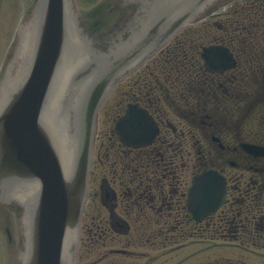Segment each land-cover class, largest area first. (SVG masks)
Masks as SVG:
<instances>
[{
  "label": "flooded vegetation",
  "instance_id": "flooded-vegetation-1",
  "mask_svg": "<svg viewBox=\"0 0 264 264\" xmlns=\"http://www.w3.org/2000/svg\"><path fill=\"white\" fill-rule=\"evenodd\" d=\"M207 47L226 49L235 64L208 67L202 57ZM109 100L104 110L110 120L133 106L158 131L149 142L131 144L115 122L98 130L79 261L152 264L167 246L205 243L214 232L228 247L260 254L264 264V153L254 149L264 150V0H233L204 14ZM214 172L225 199L199 217L188 205L189 193L196 178ZM232 262L201 264H249Z\"/></svg>",
  "mask_w": 264,
  "mask_h": 264
},
{
  "label": "water",
  "instance_id": "water-1",
  "mask_svg": "<svg viewBox=\"0 0 264 264\" xmlns=\"http://www.w3.org/2000/svg\"><path fill=\"white\" fill-rule=\"evenodd\" d=\"M75 1H37L0 85V203L21 215V264H74L99 106L182 27L229 0H119L120 18L99 35ZM205 56L216 67L230 63L220 51ZM117 127L132 142L153 136L134 110ZM223 197L211 173L190 207L202 215Z\"/></svg>",
  "mask_w": 264,
  "mask_h": 264
},
{
  "label": "rangeland",
  "instance_id": "rangeland-1",
  "mask_svg": "<svg viewBox=\"0 0 264 264\" xmlns=\"http://www.w3.org/2000/svg\"><path fill=\"white\" fill-rule=\"evenodd\" d=\"M101 1L77 0V10L87 29L93 27L97 20L104 22L110 20L115 6L111 4L107 7H104L105 4L103 6L99 5V7L96 6ZM35 2L36 0H0V85L10 69L15 54V36L22 23V18L26 19L30 15ZM111 26V23L106 24L105 27L103 25V31H108ZM110 101L107 103L108 105L106 104V107L111 105ZM109 122V116L106 114V110H103L99 123L101 133L110 126ZM93 179L94 176L89 181L90 193L93 191ZM14 217L15 215L7 207L0 205V264H19L18 246L21 241V234ZM8 233H11V240ZM213 235H215L214 240L210 239L205 243H193L180 248L167 246L166 254L157 257L152 264H201V262L208 260L219 263L244 261L249 264H263L259 261L261 258L257 257L260 254H248L247 252H241L242 250L239 248L224 247L222 242L218 241L220 238L217 237V234L213 232ZM152 252V255L157 254L154 250ZM91 261V258L86 257L78 264H89Z\"/></svg>",
  "mask_w": 264,
  "mask_h": 264
},
{
  "label": "bare ground",
  "instance_id": "bare-ground-1",
  "mask_svg": "<svg viewBox=\"0 0 264 264\" xmlns=\"http://www.w3.org/2000/svg\"><path fill=\"white\" fill-rule=\"evenodd\" d=\"M23 31H24V29H23ZM22 34H23V32H22ZM72 237V236H71ZM71 237H70V239H71Z\"/></svg>",
  "mask_w": 264,
  "mask_h": 264
}]
</instances>
